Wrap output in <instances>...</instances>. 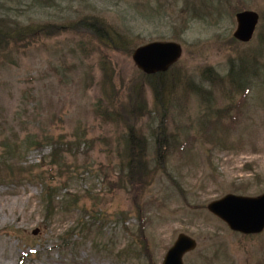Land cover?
Here are the masks:
<instances>
[{"label":"rangeland","instance_id":"1","mask_svg":"<svg viewBox=\"0 0 264 264\" xmlns=\"http://www.w3.org/2000/svg\"><path fill=\"white\" fill-rule=\"evenodd\" d=\"M242 10L259 14L249 41ZM83 17L128 50L83 29L0 46V264H161L181 233L197 242L185 264H264V231L208 209L264 193V0H0L23 32ZM158 40L182 45L160 99L133 60ZM130 126L156 171L143 187L127 178Z\"/></svg>","mask_w":264,"mask_h":264},{"label":"water","instance_id":"2","mask_svg":"<svg viewBox=\"0 0 264 264\" xmlns=\"http://www.w3.org/2000/svg\"><path fill=\"white\" fill-rule=\"evenodd\" d=\"M237 28L234 36L240 41L252 39L259 14L252 10L236 13ZM182 55V45L176 41H152L138 46L133 52V60L146 74L165 72ZM211 213L227 223L233 231L243 234H258L264 230V193L245 196L228 193L208 204ZM196 240L181 233L168 249L162 264H184V255L195 249Z\"/></svg>","mask_w":264,"mask_h":264},{"label":"trees","instance_id":"3","mask_svg":"<svg viewBox=\"0 0 264 264\" xmlns=\"http://www.w3.org/2000/svg\"><path fill=\"white\" fill-rule=\"evenodd\" d=\"M34 26L35 28L30 32H23L19 29L12 28L7 20L4 18L0 19V46L9 48L10 46L17 45L23 41H30L33 35L37 32H63L66 30H78L83 29L87 30L100 38V40L104 41L108 47H111L115 50L127 51L129 48L128 41L126 38L117 31L113 30L112 27L106 23L100 17H83L77 21L67 24H48V25H40ZM29 28V27H28ZM6 31V32H5ZM29 33V34H26ZM33 39V38H32ZM131 50L134 46H131ZM164 73L155 74L152 78L155 82V90L157 92L158 98L162 97L164 86H162V75ZM110 114V113H109ZM139 117V115H138ZM162 135V134H161ZM160 135V136H161ZM158 136L157 139V149L158 155L161 158V166L164 165L166 161V153L168 142L163 138ZM127 178L129 183L133 186H146L150 184L153 177L155 176V169L150 167L149 161L146 159V151L147 145L146 140L141 135L137 134L134 126H130L129 135L127 139ZM163 161V162H162ZM163 163V164H162ZM49 198L52 196V192L50 188Z\"/></svg>","mask_w":264,"mask_h":264}]
</instances>
